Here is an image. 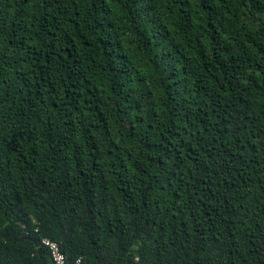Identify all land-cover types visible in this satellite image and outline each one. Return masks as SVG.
<instances>
[{"label":"trees","instance_id":"1","mask_svg":"<svg viewBox=\"0 0 264 264\" xmlns=\"http://www.w3.org/2000/svg\"><path fill=\"white\" fill-rule=\"evenodd\" d=\"M44 238L264 264V0H0V264Z\"/></svg>","mask_w":264,"mask_h":264},{"label":"built area","instance_id":"2","mask_svg":"<svg viewBox=\"0 0 264 264\" xmlns=\"http://www.w3.org/2000/svg\"><path fill=\"white\" fill-rule=\"evenodd\" d=\"M42 245L49 251L54 264H67L66 257L58 242L50 238H44L42 240Z\"/></svg>","mask_w":264,"mask_h":264}]
</instances>
